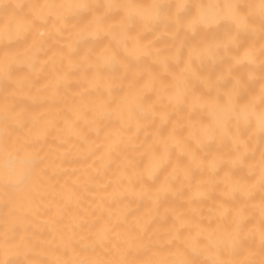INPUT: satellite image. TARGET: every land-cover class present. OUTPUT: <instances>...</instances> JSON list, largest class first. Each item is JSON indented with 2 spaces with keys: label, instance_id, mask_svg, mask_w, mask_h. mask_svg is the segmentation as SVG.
Instances as JSON below:
<instances>
[{
  "label": "bare ground",
  "instance_id": "1",
  "mask_svg": "<svg viewBox=\"0 0 264 264\" xmlns=\"http://www.w3.org/2000/svg\"><path fill=\"white\" fill-rule=\"evenodd\" d=\"M0 264H264V0H0Z\"/></svg>",
  "mask_w": 264,
  "mask_h": 264
}]
</instances>
